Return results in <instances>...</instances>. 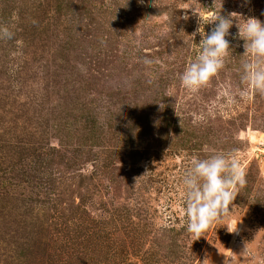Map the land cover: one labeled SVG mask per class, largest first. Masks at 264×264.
<instances>
[{
	"label": "rangeland",
	"instance_id": "rangeland-1",
	"mask_svg": "<svg viewBox=\"0 0 264 264\" xmlns=\"http://www.w3.org/2000/svg\"><path fill=\"white\" fill-rule=\"evenodd\" d=\"M231 13L224 67L185 88L197 29ZM248 17L264 22V0H0L13 33L0 39V264H264V92L241 95L255 58L236 22ZM216 151L246 182L196 236L181 177Z\"/></svg>",
	"mask_w": 264,
	"mask_h": 264
},
{
	"label": "clouds",
	"instance_id": "clouds-1",
	"mask_svg": "<svg viewBox=\"0 0 264 264\" xmlns=\"http://www.w3.org/2000/svg\"><path fill=\"white\" fill-rule=\"evenodd\" d=\"M193 14H198L201 23L203 22L195 7ZM212 22L217 23L209 33H202L200 28L197 29L202 36L198 44L200 51L179 74V80L185 88L194 90L206 84L224 67V58L231 49L230 41L226 37L234 23L232 13L228 17L220 14L210 23ZM236 22L238 36L245 41L244 54L255 58L242 63L241 95L249 87L264 92V22L255 17L244 19L242 24ZM3 38L11 39L13 33L7 26L0 25V39ZM155 62L149 56L143 57L146 68H150ZM245 182V173L233 152L216 151L206 158L193 157L181 177L188 220L186 230L200 236L212 222L229 215L232 211L230 206L232 209L234 207L236 187L243 186ZM225 226L232 232L228 225Z\"/></svg>",
	"mask_w": 264,
	"mask_h": 264
}]
</instances>
